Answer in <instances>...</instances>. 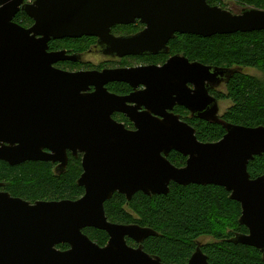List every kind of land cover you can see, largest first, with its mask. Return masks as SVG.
I'll list each match as a JSON object with an SVG mask.
<instances>
[{"label":"water","instance_id":"95a60500","mask_svg":"<svg viewBox=\"0 0 264 264\" xmlns=\"http://www.w3.org/2000/svg\"><path fill=\"white\" fill-rule=\"evenodd\" d=\"M208 2L36 0L28 4L0 0V162L11 167L53 163L58 164L57 174H62L69 163L68 153L81 154L83 174L78 186L85 190L77 201L34 204L0 191V264H163L143 248L146 240L158 234L136 224L110 222L105 204L115 194L129 202L138 193L167 196L173 184L225 189L241 205L240 225L248 230L231 243L264 255V176L252 179L248 171L250 163L264 155V126L224 122L218 116L217 101L208 96L204 85L208 81L217 86L242 69L189 64L176 56L163 68L70 74L54 65L77 62V57L48 52L52 40L88 36L99 38L107 47L106 55H158L168 51L176 34L208 39L264 31L263 10L245 8L233 14ZM20 13L34 22L31 28L15 22ZM138 20L147 25L140 34L122 38L111 34L112 27ZM187 80L200 89L195 92L196 101L202 92L213 105L208 114L196 118L226 131L217 143L199 142L194 128L167 112L172 110L171 97L177 87ZM112 82L146 86L142 97L147 96L152 104L164 103L163 113L150 107L138 113L140 94L112 95L105 88ZM92 87L95 92L90 93ZM193 97L183 96L180 105L196 113L198 102L189 104ZM130 103L138 105L130 108ZM116 112L125 114L137 130L128 131L117 123ZM172 152L187 159L184 167L169 161ZM3 186L0 183V189ZM86 229L107 233V245L93 242ZM129 240L137 247H131ZM61 245L70 248L61 251ZM188 264L209 262L198 247Z\"/></svg>","mask_w":264,"mask_h":264},{"label":"trees","instance_id":"16d2710c","mask_svg":"<svg viewBox=\"0 0 264 264\" xmlns=\"http://www.w3.org/2000/svg\"><path fill=\"white\" fill-rule=\"evenodd\" d=\"M233 1L244 9L264 11V0ZM208 3L225 9L224 0H209ZM15 22L25 28L33 24L24 13H20ZM184 41V50L195 62L214 68L257 69L264 73V31L208 39L188 36ZM174 44H178L177 41ZM220 100L231 102L230 109L222 117L224 122L250 128L264 126L262 80L243 72L236 73ZM189 123L201 143H217L226 134L225 129L217 124ZM169 161L182 168L187 159L172 152ZM54 170L52 163L27 162L11 167L0 162V183L4 185L1 190L33 204L40 201H77L84 196L85 190L78 186L83 174L81 158L70 157L62 174H56ZM248 171L252 179L264 176V155L251 162ZM105 211L112 223L136 224L154 230L158 236L146 240L143 248L151 257L160 258L163 264H187L202 238L213 240L202 248L209 264H264L261 251L231 243L238 234L247 235L248 230L240 225L241 205L232 201L223 188L173 184L167 196L148 197L138 193L130 202L125 196L115 194L105 204ZM84 233L101 247L109 241V236L103 231L86 229ZM129 245L135 246L132 242ZM67 248V245L58 247L59 250Z\"/></svg>","mask_w":264,"mask_h":264},{"label":"flooded vegetation","instance_id":"af4514ba","mask_svg":"<svg viewBox=\"0 0 264 264\" xmlns=\"http://www.w3.org/2000/svg\"><path fill=\"white\" fill-rule=\"evenodd\" d=\"M35 1L36 0H25V2L28 4H33ZM33 24H34V22H33ZM33 24L31 26H29L28 29L31 28L33 26ZM146 27H147V25L141 23V21L138 20L134 24L116 25V26L112 27L111 28V34L116 38L132 37V36H136V35L140 34L141 32H143L146 29ZM188 36L192 37V35L176 34L175 38L170 40L168 45H167L168 51L166 53H160L158 55L127 56V57H122V58L118 57V56L106 55L105 49L107 47L100 44L99 38L88 37V36H85V37L80 38V39L52 40L51 42H49L48 52L49 53L64 52V53H66V56H68V57H77V59H78L77 62L61 61V62H58L57 64L54 65L55 69L66 72V73H70V74L85 73V72L103 73L105 71L132 70V69H136V68H147V67L163 68L172 58H174L176 56H180V57L187 59L189 61V64L199 63V62L193 61L192 58L189 55H187V50L186 51L184 50V47L186 45L184 39ZM193 37H195V36H193ZM176 41L178 44H174V43H176ZM88 53H98L99 55H101L103 57L104 60L99 64H93L89 61H86L85 56ZM200 64H202V63H200ZM202 65H204L206 67H211V66H208L205 64H202ZM223 69H228V68H223ZM178 72H179V70H178ZM181 73H185V71L183 70V71H181ZM189 77L190 76H188V79H189ZM232 77L229 80H224L223 82H221V84H219L217 86L210 84L208 81H206L204 83V85L207 86L208 96L217 101V104L219 107V114H220V103L226 102L225 100H220V97L227 93L228 85H229ZM179 86L177 87L175 94H173V96L171 97L174 100V104L172 105V110L168 109L167 112L169 114H174L175 116L180 117V120L182 122L188 124L189 126H191L189 122H191V123H195L196 121L205 122V121L197 119L196 116L198 114L206 115L211 111L213 105L209 104L210 100H208L206 98V96L203 95L202 92H201L202 98L200 99V101L198 102V100L197 101L195 100V97H196L195 92L200 90L198 87H196V82L194 83L190 80H187L183 85H182V83H180ZM105 88L110 94L115 95L117 97H122V98L130 97L133 94L134 95L140 94V98H141L142 97L141 94H144V92L147 91L146 86L140 85L137 87H132L131 85H129L127 83H123V82H112V83H109L108 85H106ZM93 92H95L94 87H92L90 89V93H93ZM183 96H187L188 98L194 96L193 101H191V103L189 100V104L193 105L194 103L198 102L197 107L199 108V110H198V112H196L197 114L193 113L190 109H187L183 105H180L181 102L185 101ZM146 97L147 96H145V97L143 96L142 99H140L142 104L140 105L139 109L137 110L138 113L147 112L149 107L154 109L157 112L163 113L164 103L157 102V103L152 104L151 101L146 100ZM137 105L138 104H131L130 103L128 105V107L130 106V108H132V107H136ZM230 107L227 109V111L230 109ZM152 115L155 117H160L158 114H152ZM223 116H219V118L222 119ZM113 119L117 123L123 124L128 131L134 132L137 130L135 124L129 118H127V116L123 113H118V112L114 113ZM205 123H208V122H205ZM68 156H69V158L70 157L81 158V160H82L81 154H78V156L75 157L71 152H69ZM53 165L55 166L54 171L57 174L56 169H57L58 164H53ZM0 191H3V190L0 189ZM129 242H132L135 245L134 248L137 247V245L133 241L129 240L128 244H129ZM208 244L209 243L203 244L200 241H198L196 250L199 247L202 251V248ZM69 248L70 247H68L66 250H68ZM66 250H61V251H66ZM196 250H195V252H196ZM195 252H194V254H195Z\"/></svg>","mask_w":264,"mask_h":264},{"label":"rangeland","instance_id":"374dc122","mask_svg":"<svg viewBox=\"0 0 264 264\" xmlns=\"http://www.w3.org/2000/svg\"><path fill=\"white\" fill-rule=\"evenodd\" d=\"M224 5H225V9L224 10H227V11L233 13V14H240L241 11L244 9V7L239 6L233 0H224ZM85 60L89 61V62H91L93 64H99L104 59L98 53H88L85 56ZM243 73L246 74V75H249V76L256 77L259 80H262L264 82V73L259 71V70H257V69H244ZM230 106H231V102L230 101H226V102L220 103V114H219V116H223ZM199 241L201 243L205 244V243H211V241H213V240L211 238H202Z\"/></svg>","mask_w":264,"mask_h":264}]
</instances>
